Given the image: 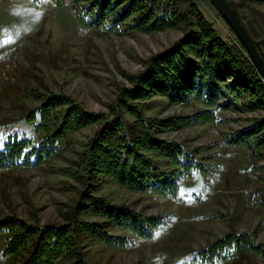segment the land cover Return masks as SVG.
Segmentation results:
<instances>
[{
  "label": "rangeland",
  "instance_id": "obj_1",
  "mask_svg": "<svg viewBox=\"0 0 264 264\" xmlns=\"http://www.w3.org/2000/svg\"><path fill=\"white\" fill-rule=\"evenodd\" d=\"M195 1L218 34L237 43L238 37L214 5L209 0ZM228 1L264 54V0ZM182 33V27L131 34L86 29L78 25L69 3L57 7L52 0H0V135L15 129L38 134L22 115L40 102L42 92L68 93L85 108L110 117L109 103L122 86L131 83L126 73L141 71L151 54L171 45ZM147 102L146 113L156 116L192 113L201 106L172 103L160 94ZM262 114L264 109L240 112L229 108L222 112L227 119L219 123L160 132L159 136L179 142L208 169L205 174L194 170L190 178L180 180L177 197L132 190L108 176L93 181L97 195L129 204L145 215L160 214L164 222L147 237L107 225L109 232L131 237L125 248L80 232L87 263L198 264L197 249L229 231L247 232L254 241L264 243V182L258 178L264 157L255 159L246 145L224 141ZM125 117L132 119L127 113ZM98 127L96 122L72 133L71 145L41 167L0 170V217L13 214L41 224L67 222L83 189L80 153ZM78 218L104 221L97 214L82 213ZM6 237L0 231V264H18L22 253L2 255ZM234 256L214 264L263 261L252 252H235ZM67 263L63 258L58 264Z\"/></svg>",
  "mask_w": 264,
  "mask_h": 264
},
{
  "label": "trees",
  "instance_id": "obj_2",
  "mask_svg": "<svg viewBox=\"0 0 264 264\" xmlns=\"http://www.w3.org/2000/svg\"><path fill=\"white\" fill-rule=\"evenodd\" d=\"M52 2L57 7L69 3L81 28L126 34L183 29L171 45L151 54L141 71L126 73L131 83L122 86L109 103L110 117L106 112L85 108L68 93L42 92L40 102L22 115L38 134L27 135L15 129L0 135V170L41 167L71 145L72 133L99 123L80 153L83 189L70 208L67 222L41 224L13 214L0 217V231L7 233L2 255L22 253L18 264H58L63 258L68 259L67 264H88L81 250L80 232L125 248L131 237L111 233L107 225L147 237L164 222L160 214L145 215L129 204L97 195L93 181L108 176L132 190L177 197L180 180L190 178L194 170L205 174L208 169L179 142L159 133L197 123H219L227 119L222 112L229 108L240 112L264 109V79L240 40L237 38L236 43L221 37L195 0ZM155 94L172 103L201 106L192 113L150 115L145 107ZM224 141L246 145L255 159L264 157V114L253 116ZM260 167L258 178L264 182V163ZM82 213L103 216L104 221L80 220ZM235 252L255 253L264 264V243L254 241L247 232L236 231L198 248L195 259L198 264H214L217 259H233Z\"/></svg>",
  "mask_w": 264,
  "mask_h": 264
},
{
  "label": "water",
  "instance_id": "obj_3",
  "mask_svg": "<svg viewBox=\"0 0 264 264\" xmlns=\"http://www.w3.org/2000/svg\"><path fill=\"white\" fill-rule=\"evenodd\" d=\"M232 28L235 35L245 47L250 59L264 79V58L256 42L247 31L243 21L227 0H209Z\"/></svg>",
  "mask_w": 264,
  "mask_h": 264
}]
</instances>
